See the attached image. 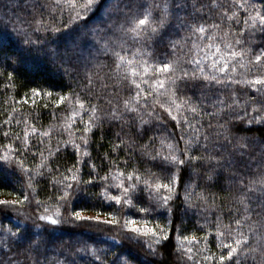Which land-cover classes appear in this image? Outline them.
<instances>
[{
    "label": "clouds",
    "instance_id": "obj_1",
    "mask_svg": "<svg viewBox=\"0 0 264 264\" xmlns=\"http://www.w3.org/2000/svg\"><path fill=\"white\" fill-rule=\"evenodd\" d=\"M0 264H264V0H0Z\"/></svg>",
    "mask_w": 264,
    "mask_h": 264
}]
</instances>
